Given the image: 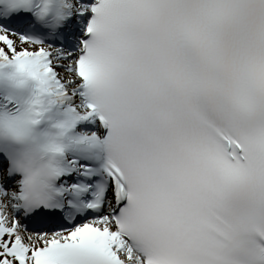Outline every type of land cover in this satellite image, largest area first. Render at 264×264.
<instances>
[{
    "label": "snow or ice",
    "instance_id": "6c2138e0",
    "mask_svg": "<svg viewBox=\"0 0 264 264\" xmlns=\"http://www.w3.org/2000/svg\"><path fill=\"white\" fill-rule=\"evenodd\" d=\"M6 3L0 264H264V0Z\"/></svg>",
    "mask_w": 264,
    "mask_h": 264
},
{
    "label": "clouds",
    "instance_id": "9594fccd",
    "mask_svg": "<svg viewBox=\"0 0 264 264\" xmlns=\"http://www.w3.org/2000/svg\"><path fill=\"white\" fill-rule=\"evenodd\" d=\"M57 129L48 124H41L32 130V139L29 146L32 149L37 164L46 163L53 155L47 150L51 145L62 143V138L57 134ZM3 142L0 137V143Z\"/></svg>",
    "mask_w": 264,
    "mask_h": 264
}]
</instances>
